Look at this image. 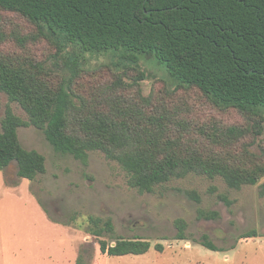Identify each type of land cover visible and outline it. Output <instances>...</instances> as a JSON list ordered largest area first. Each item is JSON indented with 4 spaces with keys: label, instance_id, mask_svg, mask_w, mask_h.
<instances>
[{
    "label": "trees",
    "instance_id": "16d2710c",
    "mask_svg": "<svg viewBox=\"0 0 264 264\" xmlns=\"http://www.w3.org/2000/svg\"><path fill=\"white\" fill-rule=\"evenodd\" d=\"M0 12L35 31L9 33L0 19V94L28 117L7 106L0 171L16 163L19 178L28 181L46 173L44 155L19 139L20 128L34 127L56 152L84 165L89 153L104 154L141 195L196 175L221 178L232 189L258 186L264 200V147L260 154L249 150L264 132V0H0ZM9 42L15 51L1 49ZM43 42L55 52L38 57L34 48ZM108 51H124L116 55L134 64L139 56H155L176 90L197 92L219 112L234 111L242 124L197 122L163 98L145 97V75L137 68L108 78L81 69L83 56ZM100 222L90 218L102 254L151 250L142 238L109 243L103 236L113 233L112 222L104 228ZM176 225L177 239L185 240L186 223ZM202 245L220 250L207 238Z\"/></svg>",
    "mask_w": 264,
    "mask_h": 264
},
{
    "label": "rangeland",
    "instance_id": "374dc122",
    "mask_svg": "<svg viewBox=\"0 0 264 264\" xmlns=\"http://www.w3.org/2000/svg\"><path fill=\"white\" fill-rule=\"evenodd\" d=\"M2 18L3 29L9 33L35 32L12 14L0 12ZM13 42L1 49L15 51ZM34 51L42 57L55 49L43 42ZM118 53L124 51L87 54L81 69L97 70L108 78L137 68L145 75L141 82L145 97L163 98L197 122L213 119L242 124L234 111L219 112L197 92L176 90L155 56H139L134 64ZM8 105L28 120L18 104L0 94V132ZM18 134L24 148L44 155L46 173L28 181L19 178L16 163L0 171V264H77L80 258L84 264H264V200L258 186L232 189L221 178L190 175L157 188L154 194L141 195L129 188L120 166L100 152L89 153L84 165L56 152L45 134L34 127L20 128ZM260 144L264 147V132L249 150L260 154ZM211 213L217 216L206 217ZM91 217L101 220L100 228L112 222L113 233L105 231L103 236L109 243L118 237L142 238L151 243V250L138 256L102 254L91 234ZM177 220L186 223L185 240L177 239ZM253 232L256 237L243 238ZM205 238L220 250L206 249L202 245ZM157 245L163 246L162 252L156 250Z\"/></svg>",
    "mask_w": 264,
    "mask_h": 264
}]
</instances>
